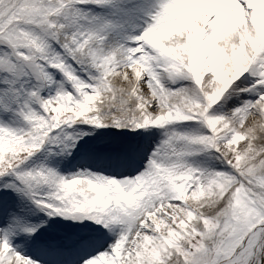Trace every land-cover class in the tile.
Wrapping results in <instances>:
<instances>
[{
	"label": "snow or ice",
	"instance_id": "6c2138e0",
	"mask_svg": "<svg viewBox=\"0 0 264 264\" xmlns=\"http://www.w3.org/2000/svg\"><path fill=\"white\" fill-rule=\"evenodd\" d=\"M0 264H264V0H0Z\"/></svg>",
	"mask_w": 264,
	"mask_h": 264
}]
</instances>
